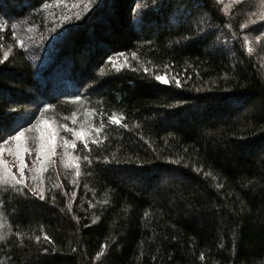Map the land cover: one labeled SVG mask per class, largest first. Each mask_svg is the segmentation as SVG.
Segmentation results:
<instances>
[{
	"label": "trees",
	"instance_id": "16d2710c",
	"mask_svg": "<svg viewBox=\"0 0 264 264\" xmlns=\"http://www.w3.org/2000/svg\"><path fill=\"white\" fill-rule=\"evenodd\" d=\"M0 20V122L91 137L72 186L0 185V264H264V0H0Z\"/></svg>",
	"mask_w": 264,
	"mask_h": 264
},
{
	"label": "rangeland",
	"instance_id": "374dc122",
	"mask_svg": "<svg viewBox=\"0 0 264 264\" xmlns=\"http://www.w3.org/2000/svg\"><path fill=\"white\" fill-rule=\"evenodd\" d=\"M19 29L21 38H27L28 43L33 46L36 42L32 41L26 34V29L24 27ZM5 30L6 27L0 20V32L2 33ZM31 45L28 48L32 52L33 47ZM45 59H43L44 62ZM31 60H34V58ZM45 85V80H38V86L42 90ZM81 130L87 134L85 126ZM50 132L54 134L51 137V151H49L48 144L44 143L48 139ZM86 139H91V137L86 135ZM65 141L68 142V145L74 144L75 147L68 146L66 148ZM42 144L44 145L43 147L41 146ZM81 144L85 146L84 139L71 134L67 129L47 122L41 123L37 131L29 133L26 137L21 138L20 141H12L9 144L0 142V185L14 189L25 187L17 185L5 171L8 170L11 176L18 178L20 175V158L22 157L25 164L24 184L29 189H38L41 186H45L47 180L54 176H57L61 185H65L69 181L72 186L71 175L75 171L74 169H77L79 163L74 151H78L77 148Z\"/></svg>",
	"mask_w": 264,
	"mask_h": 264
},
{
	"label": "snow or ice",
	"instance_id": "6c2138e0",
	"mask_svg": "<svg viewBox=\"0 0 264 264\" xmlns=\"http://www.w3.org/2000/svg\"><path fill=\"white\" fill-rule=\"evenodd\" d=\"M237 4H241L242 3V0H236ZM155 79L160 83V84H163V85H167L169 83V79L167 77V74H163V75H156L155 76ZM176 84L177 86H179L180 84V81L179 79L177 78L176 79ZM49 107L51 106L50 104L48 105ZM22 117L20 116H12V117H9V119L15 123L16 121H18L19 119H21ZM34 118V117H33ZM114 123L117 122V121H113ZM23 129V125H19L17 127H8L6 128L4 126V124L2 122H0V142L4 143V144H9L11 143L12 141H20L21 138L24 137V131L22 130ZM74 132V134L79 137V138H82L84 139V142H85V147H87V139H86V133L81 130V131H76L75 129L72 130ZM52 135H54L53 133H49V136H48V139L45 140L44 143L48 144L49 146V151H51V137ZM65 144H66V148L68 146H71V147H75L74 144L72 145H68V142L65 141ZM42 147L44 146L43 144L41 145ZM24 167H25V164H24V160L23 158L21 157L20 158V175L19 177H15V176H11V173L8 171V170H5L6 171V174L9 175L11 177L12 180H14V182L17 184V185H21V186H25L26 185L24 184ZM33 193V195H38L39 196V199L43 200L44 199V193L38 189H30ZM45 239H47V237H45Z\"/></svg>",
	"mask_w": 264,
	"mask_h": 264
}]
</instances>
